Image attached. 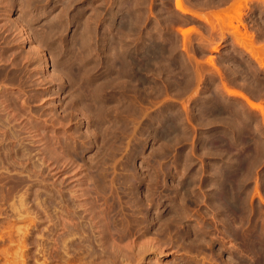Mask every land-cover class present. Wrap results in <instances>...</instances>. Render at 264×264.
<instances>
[{
    "label": "rangeland",
    "instance_id": "374dc122",
    "mask_svg": "<svg viewBox=\"0 0 264 264\" xmlns=\"http://www.w3.org/2000/svg\"><path fill=\"white\" fill-rule=\"evenodd\" d=\"M183 1L198 14H182L175 0H0V67L12 70H7V79L6 74L0 77V264L99 263L102 248L97 242L103 224H110L111 217L112 221L114 217L132 221L133 212L141 213V229L136 228L135 235L125 232L126 240L119 246L126 249L134 241L136 245L159 243L161 249L149 253L147 261L152 264H264V157L258 162L264 155L260 152L264 150V116L249 107L251 117L239 118L238 105L243 107L245 102L229 96L222 86L224 82L227 89L264 106V68L236 44L233 32L238 28L239 36L264 57V0H240L246 8L238 21L232 17L239 0ZM29 7L38 8L35 12ZM199 16L215 22L216 28L212 30ZM232 26L237 27L233 30ZM180 30H187V35ZM78 42L84 44L80 45L82 55L90 53L82 65L100 71L109 57L123 56L143 67L139 76L145 83L133 82L138 87L134 103L143 122L137 120L125 138L121 125L111 124L114 134L108 124L98 125L57 66L59 57L79 49L81 53ZM17 68L25 72L22 80L14 77ZM216 68L222 74H216ZM206 94L221 98L223 108L219 115L208 114L200 124L195 121ZM153 116L158 119L154 133L161 137L147 131L148 117ZM234 119L243 121L237 125ZM242 122L248 129L241 127ZM170 129L178 133L163 138L172 134ZM202 133L212 138L207 149L199 140ZM182 135L187 138L183 140ZM218 181L227 197L233 192L239 196L228 197L236 198L235 214L228 205H214ZM111 206L116 207L113 214L106 215ZM169 211L182 219L171 225L174 232L160 220ZM185 231L200 237L193 249H189L191 240L179 241ZM110 236L111 242L119 243L118 237ZM81 250L82 257L86 256L82 260Z\"/></svg>",
    "mask_w": 264,
    "mask_h": 264
},
{
    "label": "bare ground",
    "instance_id": "6f19581e",
    "mask_svg": "<svg viewBox=\"0 0 264 264\" xmlns=\"http://www.w3.org/2000/svg\"><path fill=\"white\" fill-rule=\"evenodd\" d=\"M259 1H262V0H259ZM240 2V3H239ZM242 1H238V3H236L238 6H235L236 8L235 9H237V10H235V16L233 15V19L234 20H240V18H241V16H242V9L243 8H246V7H244V3H242ZM38 4V3H37ZM244 4V5H243ZM175 7H176V9L179 11V12H181L182 14H193V12H195L196 13V11H194L193 10V12H191V10L192 9H190L187 5H185V3H184V1L183 0H175ZM38 8V7H37ZM37 8L36 7H34V9H33V7L32 8H30L29 7V10L31 9L32 11L34 10L35 12H36V10H37ZM242 12V13H241ZM194 13V14H195ZM196 14H198V13H196ZM192 16H194V15H192ZM196 16V15H195ZM198 16V15H197ZM212 16H214V15H212ZM201 16H199V18H200ZM217 17V16H216ZM216 17H213L214 18V20L216 19ZM205 17H201L200 19H204ZM231 18V19H232ZM218 19V18H217ZM216 19V20H217ZM206 22H208V25H210V27L212 26V30L213 29H215L216 28V24H215V22L213 23L212 21H210V19L209 18H205L204 19ZM213 20V21H214ZM218 22H219V20H217ZM216 21V22H217ZM241 22V21H240ZM215 24V25H214ZM221 24V23H220ZM220 24H218V25H220ZM53 26V25H52ZM56 26V25H55ZM218 27V26H217ZM220 27V29H221V32H222V34L224 35V32H223V28H221V26H219ZM218 27V28H219ZM237 26H232V28H233V30H234V28H236ZM238 27H239V25H238ZM57 28V27H56ZM131 28V27H130ZM217 30V29H216ZM52 31H53V29H52ZM130 31V30H129ZM180 32H181V34L183 35V36H186L187 35V33H188V31L187 30H180ZM234 32V35H235V40L237 41V45L240 47V48H243L244 50H246V52H248V53H250V58L252 57V59L253 60H255L258 64H259V66L260 67H263L264 68V57H262L260 54H259V52H257V50H255L256 48L255 47H253V46H251L252 45V43H251V45H249L250 44V41L249 40H247V41H249L248 43L246 42V40H245V38H241L239 35V29L238 28H236V30H234L233 31ZM50 33V32H49ZM52 34V33H51ZM57 36V35H56ZM60 36V35H59ZM37 38H38V36H36ZM35 37V38H36ZM40 37V36H39ZM46 37V36H45ZM39 39V38H38ZM42 39H44V37L42 38ZM40 40V39H39ZM83 41V40H82ZM86 41V40H85ZM41 42V41H40ZM45 42V41H44ZM84 42V41H83ZM155 42V41H154ZM62 43V42H61ZM78 43H81V44H79L78 45V48H79V46L80 45H84L85 43H87V42H84V44H82V42H78ZM77 43V44H78ZM62 45V44H61ZM64 45V44H63ZM72 45V44H71ZM75 46H77L76 45V42H75V44H74ZM87 45H88V43H87ZM86 45V46H87ZM91 45V44H90ZM89 46V45H88ZM87 46V47H88ZM122 46V45H121ZM82 46H80V48H81ZM85 47V46H84ZM114 47H115V45H114ZM159 47V46H158ZM77 48V47H76ZM86 48V47H85ZM85 48H84V50H85ZM75 49V48H74ZM111 49H113V48H111ZM118 49V48H117ZM120 49H121V47H120ZM126 49V48H125ZM124 49V50H125ZM164 49V48H163ZM80 50V49H79ZM78 50V52H72V54L71 55H69V56H67V55H64V57H59L57 60H58V65L57 66H60V70L62 71V76H63V74L67 77V79L66 80H68L69 81V83L70 84H72V86H74V89L76 90V91H74V92H76V94H78L77 93V91L79 92V94H78V96H80V98H81V100H82V103L83 104H85V108H86V111H88L89 112V114H92L93 115V117L95 118V121L98 123V125H100V126H102V125H105V124H108L107 125V129H109L108 131H110L111 129H110V127H111V124L113 123V124H115L116 125V127H117V125L118 126H122L123 127V133H124V135H123V137L127 134L126 132H128V130H130L133 126H137V125H135V124H137L138 123V121H139V119L141 118L140 116V112H139V109L137 108V106H136V102H135V100H136V91H137V89H138V87L135 85V84H133V82L136 80V82L138 83H140V82H142V84L143 83H145V81L143 80V78H141V76H139V73H140V70L141 69H143V67H141L140 65H138V63H135V61H133L132 59V61H129V59H128V61L125 59H122L123 58V56L120 58V57H116V56H113V58H110L109 57V59H108V61L106 62V66L105 67H103V69L102 70H100L99 71V69H93V68H91V67H88L90 64L88 63V61L89 60H87V63L89 64L88 66L87 65H82V60L84 61H86V54L87 53H89L88 51L87 52H85L84 54L85 55H82L83 53H82V50H83V48H81V53H80V51ZM119 50V49H118ZM150 49H148V53L151 51H149ZM127 51V50H126ZM84 52V51H83ZM119 52H120V50H119ZM125 52V51H124ZM145 52L147 53V50H145ZM145 52H143L144 54H145ZM116 53V52H115ZM141 53V52H140ZM139 53V54H140ZM90 54V53H89ZM122 54V53H121ZM127 54V53H126ZM143 54V55H144ZM150 54H151V52L149 53V56H150ZM57 55V54H56ZM80 55H82V56H86L85 58L83 57V59H81L80 58ZM118 55V54H117ZM148 55V54H147ZM145 56V55H144ZM143 56V57H144ZM92 57V56H91ZM101 57H102V55H101ZM105 57V56H104ZM147 57V56H146ZM152 57V56H151ZM154 57H156V56H154ZM153 57V58H154ZM99 58V57H98ZM97 58V59H98ZM127 58V57H126ZM145 58V57H144ZM150 58V57H149ZM148 58V60H150ZM64 61H63V60ZM98 60H100V59H98ZM102 60H103V58H102ZM105 60V59H104ZM107 60V59H106ZM145 60V59H144ZM147 60V61H148ZM95 61V60H94ZM97 61V60H96ZM146 61V62H147ZM151 61H152V59H151ZM167 61V60H166ZM156 62V61H155ZM213 62V61H212ZM2 63V61H0V64ZM68 64V66H66L65 64ZM90 63H93V62H91L90 61ZM95 63V62H94ZM97 63V62H96ZM95 63V64H96ZM151 62L149 61V63L148 64H150ZM143 63H141V65H142ZM154 64V63H153ZM215 64V63H214ZM15 65H17V64H15ZM94 65V64H93ZM97 65H98V63L96 64V66L95 67H97ZM159 65V64H158ZM1 66V65H0ZM149 66H151V65H149ZM161 66V65H160ZM5 67V66H4ZM3 67V69H1V67H0V77L2 76H4V74H6L5 76H6V79H7V70H4L5 68ZM19 67V66H18ZM100 67V66H99ZM152 67V66H151ZM213 67L215 68V66L213 65ZM7 68H8V66H7ZM14 68V67H13ZM98 68V67H97ZM165 68V67H164ZM248 68V67H247ZM17 69H19V70H17V71H15L16 72V75L17 76H14V77H16L17 79L18 78H20V80H22V78H23V76H25V72L22 70V69H20V68H17ZM98 70V71H97ZM218 70V71H217ZM6 71V72H5ZM8 71H10V73H12V70H8ZM60 71V72H61ZM143 71V70H142ZM150 71V70H149ZM188 71V70H187ZM14 72V73H15ZM96 72H101L100 74H98L96 77H95V79H93L92 77L96 74ZM169 72V71H168ZM214 72V71H213ZM218 73L219 72V74H222L221 73V70L219 71V69H217L216 68V71H215V73ZM243 72V71H242ZM9 73V72H8ZM13 73V74H14ZM199 73V72H198ZM197 73V74H198ZM216 73V74H217ZM244 73V72H243ZM248 73V72H247ZM13 74H12V76H13ZM218 74V75H219ZM251 74V73H250ZM200 75V74H199ZM199 75H197V76H199ZM11 76V74H10V77H12ZM65 76H63V77H65ZM165 76V75H164ZM201 76V75H200ZM219 77H221V79L223 78V75H219ZM244 77V76H243ZM246 77V76H245ZM13 78V77H12ZM12 78H10V81L11 80H13ZM247 78H248V76H247ZM5 79V78H4ZM5 79V80H6ZM17 79H16V81H17ZM201 79V78H200ZM244 79V78H243ZM0 80H3V79H0ZM15 80V79H14ZM13 80V81H14ZM19 80V79H18ZM96 80H98V81H96ZM188 80V79H187ZM202 81V80H201ZM222 81H224V80H222ZM221 81V82H222ZM9 82V81H8ZM12 82V81H11ZM129 83V84H128ZM138 83V84H139ZM150 83V82H149ZM224 83V82H223ZM222 83V86H223V89H224V91H226L227 93H228V95L229 96H237V97H241L242 99H243V101L246 103V105H245V103H244V105L246 106H244V105H242L243 107H241V104L240 105H238V106H240V108H238L237 109V111H238V113L239 114H237V116H239V118H243L244 120L246 119V118H249V117H251V116H248L249 114V111L251 110V109H255V110H260L261 111V113H263L262 114V117L264 116V112H263V110H264V106H261L260 104H256L255 102H253L251 99H249V97L248 96H245V95H243V94H240V93H238V92H235V91H232V90H230L229 88L227 89V85H225V84H223ZM250 83H251V81H250ZM254 83H255V81H254ZM253 83V84H254ZM257 83V82H256ZM141 84V83H140ZM141 84V85H142ZM260 85V84H259ZM76 86V87H75ZM257 86V85H256ZM142 87H144V86H142ZM260 87V86H259ZM263 87V86H262ZM208 88V87H207ZM217 88V87H216ZM256 88V87H255ZM73 89V88H72ZM222 89V88H221ZM220 89V86H218V91L217 92H220V91H222ZM254 89V88H253ZM217 90V89H216ZM252 90V89H251ZM205 91V90H204ZM198 92V91H197ZM221 93V92H220ZM224 93H222V95H223ZM134 95V96H133ZM218 95H220V94H218ZM158 96V95H157ZM161 96V95H160ZM168 96V95H167ZM74 97V96H73ZM76 97V96H75ZM142 97V96H141ZM77 99H79V98H77ZM74 100H76V99H74ZM221 101H222V99L220 98L219 99V97H218V99H214L212 96H210V95H208V94H206V95H204L203 97H202V99H201V109H200V114H199V117L197 118V120L195 121V122H199L200 124H203L204 122H205V117H207V115L208 114H214V113H216V114H218V113H220L221 112V109L223 108L221 105H223L222 103H221ZM73 102H76V101H73ZM81 102V101H80ZM135 102V103H134ZM224 102V101H223ZM230 102V101H229ZM79 103V102H78ZM137 103H139V102H137ZM75 104V103H74ZM80 104V103H79ZM199 104V103H198ZM82 106H84V105H82ZM225 106V105H224ZM227 108H228V106H226ZM250 107V110H248L247 108H249ZM82 108V107H81ZM226 108V109H227ZM229 108H231V107H229ZM228 108V109H229ZM236 108L237 107H235V110H236ZM144 109V108H143ZM186 109V108H185ZM225 109V108H224ZM223 109V110H224ZM225 109V110H226ZM246 109L248 110V112L246 111ZM224 110V111H225ZM229 111V110H228ZM227 111V115H229V112ZM232 111V110H231ZM252 111V110H251ZM233 113H235L236 114V111H234ZM211 114H210V116H211ZM219 115V114H218ZM149 116V115H148ZM159 116V115H158ZM222 116V115H221ZM220 116V117H221ZM190 117V116H189ZM192 117V116H191ZM195 117V116H194ZM214 117V116H213ZM220 117L219 118H217V119H220ZM234 118H235V115L233 116ZM89 118H91V116L89 117ZM196 118V117H195ZM209 118V117H208ZM215 118V117H214ZM222 118V117H221ZM224 118V117H223ZM222 118V119H223ZM228 118H230V116H228ZM237 118V117H236ZM254 118V117H253ZM190 119V118H189ZM216 119V120H217ZM225 119H227V117L225 118ZM138 120V121H137ZM141 120H142V122H143V119L141 118L140 119V122H141ZM156 120H158L157 119V117L155 116H153V117H148V120H147V123H146V126H147V131L149 132V135H151L152 137H157V136H160V134H158L157 136H156V132H157V129H156ZM215 119H213V121H214ZM235 120V119H234ZM252 119H250V121H251ZM236 121V120H235ZM238 121H243L242 119H240V120H237L236 121V123L238 122ZM231 121L229 120V124H231L230 123ZM248 122V121H247ZM246 122V123H247ZM173 123V125H175L174 124V122H172ZM233 123V122H232ZM239 123V122H238ZM238 123H237V125H238ZM243 123V125L245 124V122H242ZM210 123H208V125H209ZM248 125L250 124V123H247ZM171 125V124H170ZM237 125H235L236 127H237ZM241 125V123L239 124V126ZM246 125V124H245ZM241 126V127H245V128H247L246 126ZM141 126V125H140ZM238 126V127H239ZM145 127V126H144ZM155 127V129H153ZM174 126H172L171 125V129H174L173 128ZM205 127H206V125H205ZM237 127V128H238ZM140 128H142V127H140ZM233 128V127H232ZM235 128V127H234ZM244 128V129H245ZM255 128H258V127H255ZM260 128V127H259ZM259 128L257 129L258 131H259ZM170 129V130H171ZM177 129V128H176ZM176 129L175 130H171L172 132V134H167V135H165V134H163V135H165V136H163V138H165V139H170L171 138V135H172V137H173V133L174 132H177L176 131ZM248 129V128H247ZM120 129L118 128V130L117 131H119ZM134 130V129H133ZM243 130V129H242ZM242 130L241 131H239V133H240V135L242 134V133H244V132H242ZM250 130V129H249ZM249 130H247V131H249ZM256 130V129H255ZM257 130H256V132H257ZM262 130V129H261ZM108 131H107V133H108ZM112 132H113V130H111ZM121 131V130H120ZM137 131V129L135 130V132ZM138 131H140V134H141V129L140 130H138ZM137 131V132H138ZM144 131H145V128H144ZM168 131V130H167ZM208 131V130H207ZM234 131H236V129L234 130ZM137 132H136V134H137ZM155 132V133H154ZM206 132V131H205ZM204 132V133H205ZM242 132V133H241ZM254 132V131H253ZM120 133V132H119ZM117 134L116 133V137L119 135H121V134ZM178 133V132H177ZM207 133V132H206ZM211 133V132H210ZM236 133H238V132H236ZM238 133V134H239ZM112 134V133H111ZM113 134H114V132H113ZM129 134V133H128ZM132 134H135V133H132ZM186 134V133H185ZM203 134V133H202ZM250 134V133H249ZM130 135V134H129ZM129 135H128V139H130L129 138ZM191 135V134H190ZM243 135V134H242ZM241 135V136H242ZM261 135V134H260ZM113 136H115V135H113ZM138 136H139V134H138ZM211 136V135H210ZM121 137V138H120ZM120 137H118V138H120V139H123L122 138V136H120ZM140 137V136H139ZM141 137H142V135H141ZM161 137V136H160ZM187 137H188V134H187ZM186 137V138H187ZM238 137H240V136H238ZM264 137V136H263ZM125 138V137H124ZM136 138V137H135ZM159 138V137H158ZM182 139H183V135H182V137H181ZM185 138V139H186ZM200 138H201V146L204 148V149H207V148H209L208 147V145H209V143L211 142L210 140L212 139H210L209 138V136H208V134H203L202 135V137L200 136L199 137V140H200ZM228 138V137H227ZM127 139V138H126ZM126 139H124V140H126ZM160 139H162V138H160ZM185 139H183V140H185ZM189 139H190V137H189ZM214 139V138H213ZM216 139V138H215ZM237 140L236 141H238V139L239 138H236ZM133 140H134V138H133ZM136 140V139H135ZM260 140V139H259ZM171 141V140H170ZM178 141V140H177ZM188 141V140H187ZM121 142H122V140H121ZM128 142H129V140H128ZM127 142V143H128ZM235 142V141H234ZM259 142V141H258ZM262 142H264L263 141V139H262ZM138 143V142H137ZM173 143V142H172ZM177 143V142H176ZM200 143V142H199ZM256 143V142H255ZM235 144V143H234ZM239 143L237 142V144L236 145H238ZM259 144V143H258ZM261 144V143H260ZM260 144H259V146H260ZM262 144H264V143H262ZM48 146V145H47ZM200 146V145H199ZM235 146V145H234ZM238 146H241V144L240 145H238ZM256 146V145H255ZM258 146V147H259ZM244 147V146H243ZM261 147V146H260ZM203 148H202V150H203ZM240 148V147H239ZM256 148V147H255ZM254 148V149H255ZM200 149V148H199ZM259 149V148H258ZM31 149H29V151H30ZM46 150H48V149H46ZM244 150V149H243ZM114 151V150H113ZM212 151V150H211ZM210 151V152H211ZM247 151H248V148H247ZM254 151H256V150H254ZM264 152V150L262 149L260 152ZM46 152H48V151H46ZM49 152H50V150H49ZM213 152V151H212ZM211 152V153H212ZM239 152H241V151H239ZM243 152V151H242ZM262 152V153H263ZM32 153V152H31ZM203 153V152H202ZM209 153V152H208ZM219 153V152H218ZM221 153H223V152H221ZM248 154H249V152H248ZM264 154V153H263ZM53 155V154H52ZM209 155V154H208ZM211 155V154H210ZM218 155H220V154H218ZM222 155V154H221ZM225 155V154H224ZM29 156V155H28ZM31 156V155H30ZM49 156V155H48ZM51 156V155H50ZM229 156H232V155H229ZM228 156V157H229ZM237 156V155H236ZM260 156V155H259ZM258 156V154H257V156L256 157H259ZM222 157V156H221ZM224 157V156H223ZM227 157V158H228ZM255 157V158H256ZM262 157V158H261ZM263 157H264V155L263 156H260V159L261 160H258V162H260V161H262V159H263ZM188 158V157H187ZM233 158V157H232ZM254 159V158H253ZM259 159V158H258ZM133 160V159H132ZM189 161H190V159H188ZM249 160V156H247V157H245V160H244V163L245 162H247ZM255 160H257V159H255ZM264 160V159H263ZM30 161L32 162V160L30 159ZM29 161V162H30ZM233 162V160L231 161V158H229V160H228V162ZM30 162V163H31ZM188 164H191V163H189L188 161H186ZM229 162V163H230ZM236 161H234V163H235ZM253 162V161H252ZM128 163V162H127ZM37 164V163H36ZM129 164V166H130V163H128ZM246 164V163H245ZM254 164H256L255 162H254ZM31 165H33V164H31ZM40 165V164H39ZM234 165V164H233ZM251 165V164H250ZM188 166V165H187ZM244 166V165H243ZM189 167V166H188ZM225 167V166H224ZM236 167V166H235ZM245 167V166H244ZM126 168H128V167H126ZM219 168V167H218ZM239 168V167H238ZM248 168H251V167H248ZM35 169H36V167H35ZM130 169V168H129ZM128 169V170H129ZM189 169H190V167H189ZM188 169V170H189ZM240 169V168H239ZM37 170V169H36ZM131 170V169H130ZM220 170H222V169H220ZM225 170V169H224ZM223 170V171H224ZM254 170V169H253ZM40 171V170H39ZM162 171V170H161ZM213 172H214V170H212ZM212 171H210V173L212 172ZM204 172V171H203ZM224 172H226V170L224 171ZM230 172H233V171H230ZM254 172V171H253ZM207 173H208V171H207ZM218 173V172H217ZM223 173V172H222ZM241 173H243L242 171H241ZM212 174H214L215 175V173H212ZM224 174V173H223ZM223 174H221L222 176H223ZM245 174H247V176H248V173L246 172ZM205 175V174H204ZM229 175H232L231 173H229ZM234 175V174H233ZM232 175V176H233ZM249 175L251 176V173H249ZM216 177H217V175H215ZM231 176V177H232ZM239 176V175H238ZM243 176H244V174H243ZM246 176V175H245ZM246 176V177H247ZM249 177V176H248ZM223 178H225V176L223 177ZM216 179V178H215ZM214 179V180H215ZM220 179V178H219ZM218 179V180H219ZM228 179V178H227ZM234 179V178H233ZM125 180V179H124ZM202 180V179H201ZM208 180V179H207ZM211 180V179H210ZM217 180V179H216ZM233 181H235V180H233ZM232 181V182H233ZM132 182V181H131ZM192 182V181H191ZM194 182H196V181H194ZM193 182V183H194ZM201 182V181H200ZM211 182V181H210ZM209 182V183H210ZM212 182H213V180H212ZM223 182V181H222ZM123 183H125L124 181H123ZM142 183V182H141ZM185 183V182H184ZM208 183V184H209ZM214 183V182H213ZM217 183V182H216ZM257 183V182H256ZM224 184V183H223ZM125 185V184H124ZM132 185V184H131ZM211 185V184H210ZM205 186H206V184H205ZM215 186V185H214ZM184 187V186H183ZM203 187V186H202ZM207 187V186H206ZM217 187V186H216ZM216 187L214 188L215 190H216ZM178 188H179V186H178ZM204 188V187H203ZM231 188V187H230ZM123 189H125V188H123ZM187 189V188H186ZM209 189V188H208ZM226 189V188H225ZM259 189V188H258ZM207 190V189H206ZM218 190H219V192H217L218 193V197H216V199L217 200H214L213 199V201H214V205H217V206H223V205H228L232 210H233V212L235 211V209L236 210H238V207H237V201L236 200H234V199H238V197H236L234 194H236L235 192H233L232 194L236 197V198H228L229 196H231V195H228V197H227V195L223 192V187H222V183H221V181H218ZM184 191V190H183ZM180 192V191H179ZM216 192V191H215ZM259 193V192H258ZM182 194V193H181ZM211 194V193H210ZM184 195V194H183ZM212 195V194H211ZM147 196V195H146ZM151 196V195H150ZM207 196H208V194H207ZM210 196V195H209ZM214 197V196H213ZM148 197H145V199H147ZM210 198V197H209ZM263 198V197H262ZM262 198H261V200H262ZM154 199V198H153ZM152 199V200H153ZM181 199H182V196H181ZM245 199V198H244ZM148 200V199H147ZM175 200V199H174ZM150 201V200H149ZM178 201V200H177ZM218 201H220V203L218 202ZM264 201V200H263ZM180 202V201H179ZM182 202H183V200H182ZM151 203V202H150ZM208 203V202H207ZM109 204V203H108ZM129 204V203H128ZM145 204H147V203H145ZM210 204V203H209ZM208 204V205H209ZM110 205H112V203L110 204ZM130 205V204H129ZM140 205V204H139ZM207 205V204H206ZM211 205V204H210ZM81 206H83V205H81ZM108 206V205H107ZM142 206H144V204L142 205ZM148 206V205H147ZM245 206V205H244ZM109 207V206H108ZM108 207H107V209H108ZM214 207V206H213ZM116 207H110V209L109 210H106L108 213H106V215L108 214H113V212H114V209H115ZM147 209H145L146 210V212L148 211V207H146ZM142 209H143V207H142ZM215 209V208H214ZM245 209V208H244ZM144 210V209H143ZM171 210V209H170ZM232 210H230V211H232ZM241 210V209H240ZM137 211V210H136ZM152 211V210H151ZM225 211V210H224ZM242 211H243V209H242ZM75 212V211H74ZM130 212H133V211H130ZM138 212V211H137ZM173 212V211H172ZM220 212H221V210H220ZM236 212V211H235ZM235 212H234V214H235ZM244 212V211H243ZM133 213H135V214H132V217H133V220L131 221H129V220H127L126 218V220L127 221H129V223L127 224L126 222V225H125V223L123 222V220H125V219H123V220H121L119 217H114L115 219H113V221H112V217L111 218H109V219H111V220H109L110 221V224L108 223V224H106V223H104L102 226L103 227H105L102 231V238H101V241H98V242H100V243H98L97 242V244H101V248H102V251H100L101 252V254L99 255V258L97 259V260H99V263H98V261L97 262H95L94 264H133V263H136V264H152L151 262H148L147 261V259H148V257H149V253H150V251H152V252H154V249H156V250H158V248H160L161 246H159V243H158V245H154V244H151V245H146L145 243H141V244H139V245H136L137 243H136V241H134V242H132V245H130V246H128L126 249H124V248H122L121 246H119V244H121L122 242H124V240H126V236H125V232H130V233H132L133 231H136L135 229L137 228H140L141 227V225H142V222L141 221H139V219H138V217L141 215V213H136V212H133ZM148 213H149V211H148ZM147 213V214H148ZM213 213V212H212ZM217 213H219V212H217ZM217 213L216 214H214V215H217ZM92 214V213H91ZM96 214V213H95ZM116 214V213H115ZM129 214V213H128ZM127 214V215H128ZM233 214V215H234ZM76 215V214H75ZM101 215V214H100ZM187 214H185V216H186ZM223 215V214H222ZM96 216V215H95ZM101 216H105V214H103V215H101ZM110 216V215H109ZM188 216V215H187ZM213 216V215H212ZM218 216V215H217ZM79 217H80V215H79ZM102 217V218H103ZM234 217V216H233ZM118 218V219H117ZM100 219V218H99ZM152 219V218H151ZM150 219V220H151ZM156 219H158V218H156ZM219 219V218H218ZM93 220V219H92ZM96 220V219H95ZM101 220V219H100ZM121 220V221H120ZM160 220H165V222H166V226L168 227L167 229L168 230H172L171 229V225L173 224V223H176L177 224V222H179V221H182V219L180 218V217H178L176 214H174V213H171L170 211H169V213H165V215L164 216H162L161 217V219ZM102 221V220H101ZM108 221V220H107ZM108 221V222H109ZM112 221V222H111ZM220 221V220H219ZM221 222H222V220H221ZM103 223V222H102ZM218 223V222H217ZM98 224V223H97ZM150 224V223H149ZM153 224V223H152ZM181 224V223H180ZM222 224V223H221ZM226 224V223H225ZM160 225V224H159ZM179 225V224H178ZM227 225V224H226ZM78 226V225H77ZM80 226V225H79ZM97 226H100V225H97ZM161 226V225H160ZM159 226V227H160ZM180 226V225H179ZM179 226H178V228H179ZM210 226V225H209ZM208 226V227H209ZM81 227V226H80ZM79 227V228H80ZM101 227V226H100ZM185 227H188V226H185ZM207 227V228H208ZM78 228V229H79ZM161 228H164V226L163 227H161ZM173 228V227H172ZM181 228H183V226H181ZM201 228V227H200ZM204 228V227H203ZM214 228V227H213ZM81 229V228H80ZM102 229V228H101ZM141 229V228H140ZM165 229L166 228H164L163 230L165 231ZM173 229H175V228H173ZM192 229H193V227H192ZM209 230H210V228H208ZM83 231L85 230V229H82ZM100 230V229H99ZM162 230V231H163ZM176 230H177V226H176ZM176 230H175V233H176ZM197 229H195V231H196ZM90 231V230H89ZM167 231V230H166ZM179 231V230H178ZM203 231V230H202ZM202 231H201V233H202ZM79 232V231H78ZM87 232V231H86ZM161 232V230L158 232V233H160ZM171 232H174L173 230L171 231ZM185 232H187V231H185ZM184 232V233H185ZM200 232V231H199ZM207 232H208V230H207ZM206 232V233H207ZM80 233V232H79ZM83 233H85V232H83ZM129 233V234H130ZM163 233V232H162ZM165 233V232H164ZM169 233V232H168ZM178 233V232H177ZM176 233V235L175 236H177L178 234ZM93 234V233H92ZM100 234V235H101ZM133 234H134V232H133ZM171 234V233H170ZM169 234V235H170ZM205 234V233H204ZM76 235H77V233H76ZM87 235V234H86ZM110 235H113V236H116V237H118V241H119V243L117 244V243H115V241H114V243L113 242H111V240H110ZM128 235V234H127ZM135 235V234H134ZM168 235V234H167ZM173 235H174V233H173ZM172 234L170 235V237L171 238H173L172 236H173ZM203 235V234H202ZM211 235V234H210ZM89 236V235H88ZM128 237V236H127ZM169 237V236H168ZM129 238V237H128ZM171 238H169V239H171ZM175 238H178V236L177 237H174V239ZM199 235H198V233H194V234H192L191 233V231H189V232H187L184 236H183V238L181 237V239L179 240V241H181L182 239L184 240V243H187L188 241H190L191 240V243L190 242H188L189 244H191V245H189L188 247H189V249L192 247V249L195 247V243H197L196 241H198L199 240ZM93 239V238H92ZM203 239V238H202ZM212 239V238H211ZM166 240V239H165ZM176 240V239H175ZM182 240V241H183ZM185 240H188V241H186L185 242ZM205 240V238L203 239V241ZM96 241V240H95ZM177 241V240H176ZM200 241V240H199ZM202 241V242H203ZM83 242V241H82ZM88 242V241H87ZM206 242V241H205ZM146 243H148V242H146ZM162 243V242H161ZM92 244V243H91ZM163 244V243H162ZM181 244H183V242H181L179 245L181 246ZM201 244V243H200ZM209 244V243H208ZM82 245V244H81ZM185 244H183L182 245V247L184 246ZM187 245V244H186ZM127 246V245H126ZM169 246V245H168ZM172 246H175L174 244L172 245ZM199 246V245H198ZM209 246V245H208ZM79 247V246H78ZM81 247V246H80ZM80 247H79V249H80ZM100 247V246H99ZM124 247V246H123ZM176 247H178V246H176ZM186 247V246H185ZM184 247V248H185ZM90 248V247H89ZM82 249V248H81ZM84 249V248H83ZM161 249V248H160ZM189 249H187V250H189ZM100 250V249H99ZM155 250V251H156ZM78 251V250H77ZM80 251V250H79ZM83 250H81V256L80 257H82V254L84 253V252H82ZM191 251V250H190ZM100 252H98V254L100 253ZM78 253V252H77ZM88 253H89V251H88ZM87 253V254H88ZM197 253V252H196ZM155 254V253H154ZM89 255V254H88ZM87 255V256H88ZM90 255H92V257L93 258H95V255L94 254H91V252H90ZM89 255V256H90ZM198 255V254H197ZM84 256H85V254L83 255V257L82 258H80L79 256H78V258H80L81 260L82 259H84ZM151 256V255H150ZM86 257V256H85ZM92 257L90 256V257H88V259L89 258H91L90 259V261L91 260H93L92 259ZM159 260V259H158ZM205 260V259H204ZM79 261V260H78ZM94 261H96L95 259H94ZM94 261H92V262H94ZM146 261V262H145ZM89 262V261H88ZM148 262V263H147ZM90 263V262H89ZM88 263V264H89ZM196 263V262H195ZM93 264V263H92ZM182 264H189V263H182ZM193 264V263H192ZM197 264V263H196ZM198 264H200V263H198ZM202 264V263H201Z\"/></svg>",
    "mask_w": 264,
    "mask_h": 264
}]
</instances>
